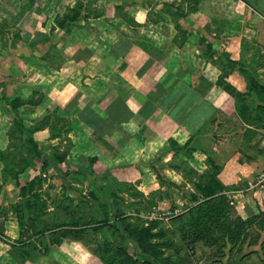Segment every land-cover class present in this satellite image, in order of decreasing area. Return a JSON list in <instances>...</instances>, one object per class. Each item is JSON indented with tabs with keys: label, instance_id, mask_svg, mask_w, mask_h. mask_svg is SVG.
Here are the masks:
<instances>
[{
	"label": "rangeland",
	"instance_id": "374dc122",
	"mask_svg": "<svg viewBox=\"0 0 264 264\" xmlns=\"http://www.w3.org/2000/svg\"><path fill=\"white\" fill-rule=\"evenodd\" d=\"M64 1L68 4L65 8L54 7L59 5L60 0H2L0 3V64L4 60L13 63V68H7L8 73L0 77V112L12 123L8 131V147L0 150L5 153L2 159L0 156V195L4 203L0 211V227L5 230L8 226L12 234V226H16L14 230H18V236L15 241L20 246L16 256L20 259L31 257L38 264H215V259L221 258L225 252L222 239L226 235L215 233L217 238L212 236L213 244L205 240L188 244L183 239V229L196 221L195 213L190 214V206L201 196L189 195L187 186L178 185L167 171H171L175 163L185 166L187 144H179L169 138L158 152L149 151L146 157L148 163L162 162L159 164L162 165L159 178L164 189L146 195L136 183L120 181L109 172L102 157L96 155L87 142V126L81 120V115L92 109L87 103L92 102L94 107L101 111L106 108L107 111V102L117 96L119 101L111 104L110 110L115 115L117 113L116 119L122 113L118 121L121 130L130 123L127 148L134 150L136 156L135 150H140L145 144L139 138V131H144L147 120L158 113L163 121L154 120L153 124L169 129L178 93L186 99L187 92L182 95L181 90L172 91L171 69L160 75L154 69L149 71L155 62L153 58L147 59L143 67L135 65L130 74L125 59L118 56L116 61L122 67L114 71L105 69L103 59L94 57L98 49L93 51L91 48L97 45L93 36L99 39L97 30L100 27L81 24L87 18L91 19L89 9L76 24L64 29H59L56 24L57 18L71 15L72 8L80 4L90 8L96 0L86 3ZM50 2L55 4L50 6ZM102 12H106L105 9L99 8L95 13ZM114 13L118 16H125L124 13L131 15L125 9H117ZM168 14L166 17L171 18ZM162 20L153 17L151 21L160 24ZM117 31L136 36L135 44L143 43L138 40L141 34L137 28L127 32L120 27ZM177 35L180 36L178 44H186V32L177 30ZM47 37L50 38L48 41ZM104 44L107 46L109 43ZM148 44L146 52L151 55L156 44ZM103 49L105 54L108 47L100 50ZM92 61L96 68L85 74L84 67ZM99 71L101 75L97 74ZM124 78H130L131 84L135 81L137 86L130 85V88L124 83H127ZM101 81L110 87L97 85ZM175 81L178 82V79ZM85 83L89 84V90H75L70 99L67 97L72 85L78 87ZM98 86V89L103 88L95 89ZM129 96L135 100L127 105L124 97ZM5 97L15 99L14 103L21 105L17 111L12 109ZM129 108L133 111L130 112ZM17 119H22L27 125L47 119V126L34 134L43 152L42 157L35 159L32 156L34 148L24 140L26 133L12 132ZM52 125L63 129L62 134L56 133L57 138L50 131ZM106 129L104 127L102 133ZM42 131L45 133H40ZM96 139L94 142L98 143ZM152 139L147 141L150 143ZM171 155L177 156L179 161L177 158L171 160ZM61 156H65L62 163L56 162ZM137 160L143 162L139 155ZM183 173L185 180L196 175L201 183L207 181L203 174L198 176L196 172L192 174L186 170ZM25 197L31 200L30 213L24 207ZM203 204L201 202L199 206ZM206 205L210 208L215 205L229 213L230 207H233L223 201ZM186 214L189 215L181 219ZM22 216L23 228L20 223ZM108 216V222H100ZM260 216L259 226L264 231V211H260ZM115 217L122 226L115 224ZM230 222L231 227H240L246 233L226 228L233 243L241 242L230 251L229 264H234L235 258L241 255H244L243 264H264L257 259V252L250 248L257 239L254 227L248 231V224L236 217ZM215 239L218 242L214 247Z\"/></svg>",
	"mask_w": 264,
	"mask_h": 264
},
{
	"label": "crops",
	"instance_id": "0c3cea01",
	"mask_svg": "<svg viewBox=\"0 0 264 264\" xmlns=\"http://www.w3.org/2000/svg\"><path fill=\"white\" fill-rule=\"evenodd\" d=\"M80 1L86 3L88 0ZM53 4L55 3L50 2V6ZM67 6L64 0H60L59 5H54L55 8ZM83 8L82 18L87 9L92 17L87 18L88 23L86 21L81 24L100 27L97 30L99 39L93 36L97 45L91 48L93 51L98 49L94 57L103 59L105 69H120L122 66L116 61L118 56L125 59L130 74L135 65L143 67L147 59L153 58L155 62L149 71L154 69L156 74L160 75L171 69L172 91L181 90L182 95L187 92L186 99L181 98L178 93L179 99L169 129L163 128L161 124H153L154 120L163 121L157 116L158 113L147 120L144 131H139V138H142L145 144H142L140 150H135L136 156L133 154L134 150L127 148L130 141L127 134L130 123L126 124L122 131L119 119L107 116L106 108L101 111L94 107L92 102L87 103L107 119V129L104 133L99 134L93 128H86V140L93 147V151H96L95 154L102 157L103 164L114 177L123 182L136 183L139 189L148 195L164 189L159 178L162 166L159 164L162 162L148 163L146 157L149 151L158 152L169 138L179 144H187L188 159L185 166L183 163H175L172 165L173 169L167 171L177 180L178 185L187 186L189 195L201 196L193 201L190 214L196 215L199 203L208 200L234 203L226 220L230 222L235 217L244 220L248 224V231L254 227L252 229L257 239L250 248L257 252V259L264 261V255L261 256L264 231H261L258 221L261 217L260 211H264V197L244 192L246 183L264 171V0H96L90 8L88 5ZM99 8L105 9L106 12L95 13ZM117 8L129 11L130 16L140 26H133L128 17L116 15L114 12ZM168 13L171 18L166 17ZM153 17L163 20L156 24L151 21ZM164 18H167L166 21ZM120 27L127 32L137 28L141 34L138 40L143 42L146 49L135 44L136 36L117 31ZM177 30L186 32V44L183 46L177 42L180 39ZM105 42L109 44L105 46ZM148 42L156 44L153 51L149 47L153 53L151 55L146 52ZM120 43L122 45L119 48ZM102 47H108L110 50L107 49L104 54V49L100 50ZM115 50L118 52L115 53ZM94 64L92 61L84 67L85 74L96 68L97 65ZM7 68H13L12 61L1 62L0 77L8 73ZM97 74L101 75V72ZM182 74L185 76L181 77ZM124 79L127 81L124 83L129 87L137 86L135 81L136 84H131L130 78ZM177 79L178 82L175 81ZM99 83L101 84L97 85L110 87L102 81ZM85 84L78 87L76 84L72 85L67 97L70 99L75 90H89V84ZM99 86L95 89L103 88L98 89ZM11 90L13 93V89ZM131 96L124 97L127 100L125 104H131V100H135ZM116 97L114 95L107 102V108L119 101ZM86 99L87 97L84 100ZM129 111L133 110L129 108ZM6 118L4 113L0 112V150L8 147V131L12 127L11 121ZM96 138L98 143L94 142ZM149 138L155 140L152 139L149 143ZM132 155L133 157H130ZM138 155L143 162L137 160ZM173 158L179 161L177 156L171 155L170 159ZM215 166L219 168L218 180L228 189L210 198L203 197L197 191L200 178L195 175V178L187 177L185 180L183 177L184 170L192 174L196 172L198 176L203 174L210 177ZM3 205L0 195V211ZM187 215L189 214L181 219ZM12 227V234L8 226L5 230L0 227V264H38L31 257L20 259L16 256L20 249L15 241L18 230L15 232L16 226ZM223 230H226L225 225L213 226L211 235L217 238L215 233H222ZM241 232L246 233L244 229ZM224 235L226 238L222 240L225 243V252L223 251L221 258L215 259V264H229L230 251L241 243H233L228 232ZM243 256L235 258L234 264H243Z\"/></svg>",
	"mask_w": 264,
	"mask_h": 264
},
{
	"label": "trees",
	"instance_id": "16d2710c",
	"mask_svg": "<svg viewBox=\"0 0 264 264\" xmlns=\"http://www.w3.org/2000/svg\"><path fill=\"white\" fill-rule=\"evenodd\" d=\"M83 4H80L74 8H72L70 11L72 12L71 15H67V17H65L64 19H61L60 17L57 18V26L59 27V29H64L65 27H68L70 25H72L73 23L75 24L76 22H78L81 18H82V14L84 11L83 8ZM117 9H121L124 10V8H117ZM125 18L128 17V19H130V22L133 24V26L139 27L140 25L130 16L128 15V13H124ZM50 38L47 37V41ZM141 45L144 49H146V46H144L142 43L139 44ZM7 99V102L10 106H12V109L14 111H17V109L21 106L19 104L14 103L15 99H12L10 97H5ZM11 110V111H13ZM110 107L109 109L106 111L107 116H111L112 118H114L116 120V116L117 113L115 115V112L111 111V115H109L110 112ZM122 114V113H121ZM121 114H118L117 120L119 119V117L121 116ZM81 120L85 123V126H87L88 128H93V130L96 133H102V130L104 129L105 123H106V118L102 117L99 113L95 112L93 109H88V112L85 111V114L81 115ZM120 120V119H119ZM44 121V119H43ZM38 121L36 123H33L32 125H27L22 119H17L16 121H14V125H13V133L15 134H24L26 133L27 136L24 140H26V142H29L34 150L31 151L32 156L36 159V158H40L43 156V152L42 150L39 148L38 143L35 141L34 138V134L37 131H40V129L44 128L47 126V119L46 121ZM83 123V124H84ZM51 133L55 134H62L63 129H56L54 125H52V128L50 129ZM12 134V133H11ZM58 135H56L57 138ZM5 153L0 152V156L1 159L4 157ZM65 159V156H61L58 157L56 159V162H60L62 163V161ZM46 164V161H45ZM8 167L6 166L5 163V168ZM85 170V169H83ZM219 172V168L217 166L214 167L213 170V174L211 173L210 177H205L206 178V182H200L197 185V191L205 198H210L213 195H215L216 193L223 191V190H227L228 187L223 186L220 181L217 178ZM81 174H83V171H80ZM205 181V180H204ZM31 185V184H30ZM29 185V186H30ZM28 186V187H29ZM28 191L30 192V188H28ZM196 197V196H195ZM26 198V199H25ZM25 202H24V207L27 208V212L30 213V198L29 197H25ZM225 202L226 204L228 203L225 200H217L218 202ZM215 201L213 200H208L205 201L203 205H198L197 210H196V221L193 222L191 225H189L188 227H186L185 229H183V239L185 241L188 242V244H193L198 240H205L207 243H214V238L211 235V228L213 226H222L225 225L226 228H232L234 231H238L241 232V230L239 229L240 227L237 228H233L231 227V222H229L228 220H226L227 218V214L229 213L228 211H222L221 209H218L215 205L214 207L209 205H206V203H214ZM19 211L22 212V210L20 209ZM23 219L24 217L22 216V219L20 220L21 223V228H23ZM110 220V216L107 217V219L100 221L102 223H106ZM117 219V217H115V224L118 226H122L121 225V221H119ZM126 230V229H125ZM222 234L224 236V234H226V231L223 230ZM216 242H218L217 239H215V244ZM224 246V245H223Z\"/></svg>",
	"mask_w": 264,
	"mask_h": 264
},
{
	"label": "built area",
	"instance_id": "2783aa9c",
	"mask_svg": "<svg viewBox=\"0 0 264 264\" xmlns=\"http://www.w3.org/2000/svg\"><path fill=\"white\" fill-rule=\"evenodd\" d=\"M244 192L251 193L256 197H264V171L246 183V189ZM233 204L234 203L231 202V205Z\"/></svg>",
	"mask_w": 264,
	"mask_h": 264
}]
</instances>
